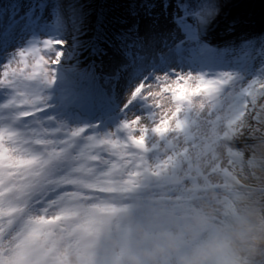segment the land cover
<instances>
[{
  "label": "snow or ice",
  "instance_id": "snow-or-ice-1",
  "mask_svg": "<svg viewBox=\"0 0 264 264\" xmlns=\"http://www.w3.org/2000/svg\"><path fill=\"white\" fill-rule=\"evenodd\" d=\"M46 4L47 0H32L28 5L32 16L25 11L21 24L35 27L47 38L16 49L0 63V87L11 95L0 104V109L10 110L0 113V264H7L9 255H22L26 245L44 235V225L51 222L50 208L65 214L82 186L98 182L118 163H142L150 157L164 166L167 160L161 161V144L171 148V154L187 155L209 139L213 130L222 129L224 113L251 112L258 120L264 112V46L245 41L238 50L211 49L203 37L218 15L213 0H176L170 14L174 27L163 38L166 51L157 53L135 25L116 36L113 45L119 63L100 84L94 64L79 67L82 51L94 53L98 51L95 45L79 39L83 35L79 23L65 17L62 9L50 23L41 20L39 11ZM153 7L146 5L149 10ZM162 7L167 12V0ZM29 57L39 73L25 72ZM257 58L261 63L254 70ZM73 59L76 64L65 68ZM256 76L260 79L249 80ZM58 80L63 85V102L79 108L110 102L121 82L126 83L122 119L114 127L127 130L124 141L88 136L81 146L76 137L89 126L58 136L61 127L55 117L41 119L51 107L47 90ZM257 84L259 91L254 89ZM130 114L134 116L131 120ZM194 125L198 134H194ZM136 130L138 136L133 135ZM181 139L183 149L178 147ZM216 140L219 146V136ZM105 151L107 158L102 154ZM171 154L164 156L171 159Z\"/></svg>",
  "mask_w": 264,
  "mask_h": 264
},
{
  "label": "rangeland",
  "instance_id": "rangeland-1",
  "mask_svg": "<svg viewBox=\"0 0 264 264\" xmlns=\"http://www.w3.org/2000/svg\"><path fill=\"white\" fill-rule=\"evenodd\" d=\"M218 3V15L209 25L204 38L208 39V36H213L212 32L216 31L217 23L222 15H228L229 17L226 24L218 29V32L221 33L219 38L217 40L209 39L215 45H222L223 34L228 32L230 28L238 27L241 29L242 25L250 34H254L258 27L260 28V21L251 25L249 20L257 13L259 14V11L263 13L264 0H232L231 2L220 0ZM174 8L175 4H171L167 12H165L162 5H160L159 10L148 13L143 17H140V14L137 13L135 18L120 29L128 31L129 28L135 25L141 38L151 43L157 53L166 51L163 48V38L174 27L170 22V14ZM45 38L47 37L41 36L40 32L35 31V27L27 25L0 33V63L9 59L16 49L26 47L39 39L43 40ZM40 47L42 48V45ZM209 47L211 49L217 48V46L213 45ZM221 48H224L223 45ZM233 49L238 50L239 47H233ZM41 52L43 53V51ZM42 53L40 55L44 54ZM45 58L48 59V57ZM106 60L104 66L105 77L96 78L98 84L106 80L119 63V57L115 54V51L110 52ZM28 63L29 68L25 69L26 73L30 74L33 70L39 73V68L34 69V59L29 57ZM260 63V58L256 59L255 64L253 62L254 70L259 67ZM252 78L260 79L259 76H256L249 77V80ZM126 87V83L122 82L116 93L111 97L110 102L89 108L76 107L94 116L96 122L90 125L87 123L88 121L64 115L59 111L64 108L57 101L58 97L62 96V89L59 88H63L62 82L59 80L56 86L47 90V94L50 97L48 103L51 107L41 114V119L55 117V121H58L57 123L61 127V131L57 135L62 137L69 134V129L75 130L76 127L89 126L85 132L80 133L76 137L77 142L81 146L87 142L88 136L98 137L99 139H119L123 142L127 137V130L120 129L116 131L114 127L122 119L120 107H122L124 102L123 94ZM254 89L259 91V84L255 85ZM9 98H11L10 93L0 87V104L6 102ZM193 99L199 100L200 98L194 97ZM261 99L264 100V98ZM131 108L132 106H130L129 110ZM7 110L0 109V113H4ZM97 111L99 114L101 112L105 113V119L97 120ZM128 118L131 120L134 116L130 114ZM261 120H264V112L260 113L258 120L252 116L251 112L247 115L241 114L239 116L232 113H224L220 125L222 129L219 132L213 130L209 139L205 140L198 148L190 149L187 155L171 154V148H165L161 144L159 148V153L162 156L161 161L167 160L164 166H160V162L150 157L142 163L128 161L118 163L110 174L101 176L98 182H90L87 187L104 189L109 191L110 194H117L119 200V195H124L123 201L120 200L116 206H112L108 202L100 204L83 202V206H81L73 204L75 198L66 206L65 214L62 215L59 208H50L48 216L51 222L44 225V235L38 241L26 245L21 250L22 255L16 256V258L23 259L34 251L54 250L58 246L61 249L83 248L87 245L82 243L75 244V237L80 239L77 236L79 230H84L88 234L91 247L95 243H99L103 227L96 225V219L93 215L95 208L102 209L104 213L111 210L113 215L109 217L105 214L103 221H109L113 225L114 241L121 253L129 248L140 249L146 247L147 243L142 239L144 236H155L162 230L179 233V225L184 226L190 220L193 209L200 210L210 216L211 227L209 233L215 228L223 226L221 221L224 222V220L221 213L229 206V202L226 203L224 201L227 198L223 195V192L226 189L229 191L237 189L238 184L233 177L237 166H241L242 171L246 174L251 171L250 162L253 154L248 148L253 149L250 144L256 141L254 136L260 129ZM193 127L194 134H198L195 132V125ZM98 133L99 136L97 135ZM109 133H113V135L109 137ZM133 135L138 136L139 131H134ZM217 136L220 138L219 146H217ZM178 147L180 149L184 148L182 139ZM97 150V148H93L91 151ZM165 153L171 154V159H168V156H164ZM102 154L107 158L108 154L106 151ZM113 159L115 160L114 157ZM228 170L230 174L232 172L231 177H226ZM254 173L260 176L264 173V167L259 166V168L254 170ZM240 179L243 181L245 177L242 176ZM121 190L124 192L122 193ZM133 198L140 199L141 208L139 210L137 207H135L136 209H131ZM209 233L202 234V238ZM124 240L128 241V248L124 245ZM11 257L9 255L6 259ZM97 264H104L102 258L97 259Z\"/></svg>",
  "mask_w": 264,
  "mask_h": 264
},
{
  "label": "trees",
  "instance_id": "trees-1",
  "mask_svg": "<svg viewBox=\"0 0 264 264\" xmlns=\"http://www.w3.org/2000/svg\"><path fill=\"white\" fill-rule=\"evenodd\" d=\"M220 0H213L218 5ZM231 2L232 0H227ZM32 0H0V33L8 32L21 24L23 14L27 11L29 17L32 11L28 10V5ZM165 0H47L46 5H42L39 11V18L46 23H50V18L59 14V9L63 10L65 17H71L79 23L83 35L79 36L81 41H90L98 50L94 53L88 50L82 51L79 59L80 68L88 64H94L96 78L105 77V64L107 55L114 51L113 40L116 36L127 31L120 28L135 18L139 13L140 17L146 13L159 10ZM168 4H176V0H167ZM147 4L154 5L150 10ZM52 5H58L53 8ZM264 5V4H263ZM263 19L260 28L250 34L245 27L241 29L233 27L223 34V47H239L245 41H255L256 46H264V7ZM19 17V19H17ZM137 28V27H136ZM35 31L38 32L35 28ZM70 39V38H69ZM64 48L68 44L63 45ZM42 53V52H41ZM43 54V53H42ZM63 61V57L61 58ZM76 64V60L68 61L64 66L70 68ZM123 82V81H122ZM121 82V83H122ZM256 141L248 150L252 151L251 171L244 173L241 166L236 167L233 173L234 181L238 187L230 200L228 214L230 222L240 213L256 208L264 211V173L258 176L254 173L259 166L264 167V120H261L259 131L254 136ZM245 177L241 180L240 177ZM242 264H264V247L256 251H245L240 254Z\"/></svg>",
  "mask_w": 264,
  "mask_h": 264
},
{
  "label": "clouds",
  "instance_id": "clouds-1",
  "mask_svg": "<svg viewBox=\"0 0 264 264\" xmlns=\"http://www.w3.org/2000/svg\"><path fill=\"white\" fill-rule=\"evenodd\" d=\"M210 227V216L193 209L181 232L162 230L155 236H144L147 246L124 250L117 264H242V252L264 247V211L260 209H248L209 233ZM204 233L209 234L202 238ZM7 264H97V258L87 246H58L34 251L23 259L13 256Z\"/></svg>",
  "mask_w": 264,
  "mask_h": 264
},
{
  "label": "bare ground",
  "instance_id": "bare-ground-1",
  "mask_svg": "<svg viewBox=\"0 0 264 264\" xmlns=\"http://www.w3.org/2000/svg\"><path fill=\"white\" fill-rule=\"evenodd\" d=\"M262 11V10H261ZM262 16H263V13H261L260 11H259V14L257 13V15H255V16H252L251 18H250V20H249V22H251V25H254L256 22H261V19H262ZM229 16L228 15H222V17L219 19V21H218V27H217V29H216V31H214V32H212V34H213V36H208V39H210V40H217L218 38H219V36L221 35V33L220 32H218V29H219V27L220 26H222V25H224V24H226V21H227V18H228ZM248 22V21H247ZM237 23V22H236ZM256 28V27H255ZM205 37V36H204ZM256 63V61H254V64ZM7 112H8V110H7ZM6 112V113H7ZM85 226V225H84ZM86 239H87V236H86ZM80 242H79V240H78V238L77 237H75V244L77 245V244H79ZM101 250V247H98L97 248V251L99 252Z\"/></svg>",
  "mask_w": 264,
  "mask_h": 264
}]
</instances>
